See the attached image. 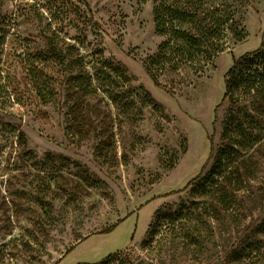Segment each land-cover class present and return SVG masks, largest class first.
Instances as JSON below:
<instances>
[{"label":"rangeland","instance_id":"rangeland-1","mask_svg":"<svg viewBox=\"0 0 264 264\" xmlns=\"http://www.w3.org/2000/svg\"><path fill=\"white\" fill-rule=\"evenodd\" d=\"M159 2L0 0V264H264V70L212 124L225 72L264 40V0H231L223 51L156 85ZM210 135L250 172L239 223L184 189L211 165ZM249 230L262 250L239 263Z\"/></svg>","mask_w":264,"mask_h":264},{"label":"trees","instance_id":"trees-1","mask_svg":"<svg viewBox=\"0 0 264 264\" xmlns=\"http://www.w3.org/2000/svg\"><path fill=\"white\" fill-rule=\"evenodd\" d=\"M230 1L188 0L183 3L176 0L175 3H169L168 0H160L159 4L155 5L153 9L155 31L164 37V41L159 45L157 54L147 58L144 65L156 85H159L161 75L167 72L175 73L182 67L201 72L223 51L224 31L235 25ZM263 64L264 40L257 49L233 60L231 67L223 76L225 91L221 102L214 109L213 125L219 107L226 100L230 101L237 89H241L244 96L251 94L255 79L260 82ZM255 67L261 69L260 74L256 75L258 72ZM212 136L208 138L210 148L207 158V161L212 160L211 165L205 171V163L201 172L184 189L191 186V192L205 198L201 202L202 209L211 219L219 220V223L225 219L239 223L244 217V214L239 212L241 197L251 190L247 182L250 179V172L244 168L242 172H238L234 166L237 152L230 138L225 148L214 150ZM174 193L176 192H170ZM206 199L212 200V203ZM163 219H166V216ZM117 225L118 222L100 233L108 234ZM254 233V230H249L243 234L239 240L240 246L236 247L231 256L234 261L242 263L246 258H255L261 253L260 244L253 242ZM68 252L70 250L66 254ZM117 255H108L98 264H109Z\"/></svg>","mask_w":264,"mask_h":264}]
</instances>
